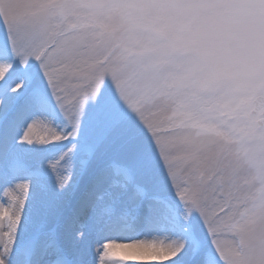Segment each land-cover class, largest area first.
Here are the masks:
<instances>
[{"label": "snow or ice", "instance_id": "snow-or-ice-1", "mask_svg": "<svg viewBox=\"0 0 264 264\" xmlns=\"http://www.w3.org/2000/svg\"><path fill=\"white\" fill-rule=\"evenodd\" d=\"M158 0H0V264H264V71L195 91Z\"/></svg>", "mask_w": 264, "mask_h": 264}, {"label": "clouds", "instance_id": "clouds-1", "mask_svg": "<svg viewBox=\"0 0 264 264\" xmlns=\"http://www.w3.org/2000/svg\"><path fill=\"white\" fill-rule=\"evenodd\" d=\"M158 31L144 34L165 46L169 69L189 91L214 74L242 80L264 71V0H158Z\"/></svg>", "mask_w": 264, "mask_h": 264}]
</instances>
